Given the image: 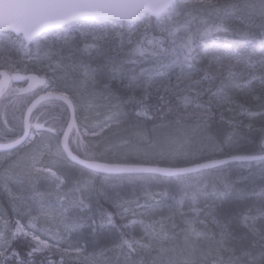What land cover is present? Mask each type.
<instances>
[{"label":"snow or ice","instance_id":"obj_1","mask_svg":"<svg viewBox=\"0 0 264 264\" xmlns=\"http://www.w3.org/2000/svg\"><path fill=\"white\" fill-rule=\"evenodd\" d=\"M0 124V264H264V0H0Z\"/></svg>","mask_w":264,"mask_h":264},{"label":"trees","instance_id":"obj_2","mask_svg":"<svg viewBox=\"0 0 264 264\" xmlns=\"http://www.w3.org/2000/svg\"><path fill=\"white\" fill-rule=\"evenodd\" d=\"M253 31H256L253 29ZM21 60H23V55L21 54ZM17 86V85H16ZM18 87V86H17ZM39 107V105L37 106ZM11 125L16 128L17 131H19L18 127V121L13 120L11 115L8 117ZM258 135L257 132H253L252 136L256 137ZM11 138V133H8L7 130L3 127L2 124H0V142H7L8 139ZM89 139H98L96 137H89ZM252 145H249L246 141H242L241 145L239 146L238 151L241 153H246L251 149ZM122 155L113 153L109 156L110 159H118ZM225 178L231 182H233V189L229 193V199L224 202V205L222 206L223 208H226L232 201L235 200H241L245 196H250L251 191L253 188H256V190H259V185L261 184V174L259 171V168L255 165L249 167L247 162L241 163H230L229 166L226 168V173H225ZM247 178V179H244ZM166 201H170L169 197H164ZM204 198H201V201H203ZM211 199V197L209 198ZM202 206V205H201ZM217 210V218L221 221L224 222L227 217L224 215L223 210ZM184 211L189 213L190 215L191 210L188 207V201H185V207ZM179 220V217H177ZM19 248L20 251L23 253L25 251L26 245L23 239L19 241ZM51 258L53 260H58L59 259V254H50ZM42 258V257H41ZM67 261V264H79V262L76 259H71V258H65Z\"/></svg>","mask_w":264,"mask_h":264},{"label":"rangeland","instance_id":"obj_3","mask_svg":"<svg viewBox=\"0 0 264 264\" xmlns=\"http://www.w3.org/2000/svg\"><path fill=\"white\" fill-rule=\"evenodd\" d=\"M81 131H83V129H81ZM126 151L125 148H118L114 151V153L119 154V155H123V153ZM5 159V157L3 155H0V163L3 162V160ZM162 187V186H161ZM83 243V242H81ZM76 257V253L74 252H69V254L65 257V258H71V259H75Z\"/></svg>","mask_w":264,"mask_h":264},{"label":"water","instance_id":"obj_4","mask_svg":"<svg viewBox=\"0 0 264 264\" xmlns=\"http://www.w3.org/2000/svg\"><path fill=\"white\" fill-rule=\"evenodd\" d=\"M16 84H22L21 87H27V85H26L23 81L16 82ZM237 162L244 163L245 161H232V162H230V163H237Z\"/></svg>","mask_w":264,"mask_h":264},{"label":"flooded vegetation","instance_id":"obj_5","mask_svg":"<svg viewBox=\"0 0 264 264\" xmlns=\"http://www.w3.org/2000/svg\"><path fill=\"white\" fill-rule=\"evenodd\" d=\"M18 87H20L21 85H17Z\"/></svg>","mask_w":264,"mask_h":264}]
</instances>
